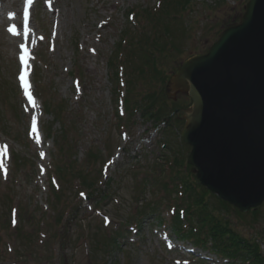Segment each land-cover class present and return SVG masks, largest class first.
<instances>
[{
    "label": "rangeland",
    "instance_id": "rangeland-1",
    "mask_svg": "<svg viewBox=\"0 0 264 264\" xmlns=\"http://www.w3.org/2000/svg\"><path fill=\"white\" fill-rule=\"evenodd\" d=\"M31 1V17L22 24L23 1L0 0V264H223L207 251L184 252L180 241L162 232L166 227L150 222L151 216L137 232L135 225L124 226L145 212V202L160 196L154 168L165 155L175 152L185 161L190 149L179 136L181 113L171 125L142 114L143 97L158 90L160 81L148 77V85L136 75L145 55L136 41L144 33L166 43L157 53V66L170 77L188 57L206 53L223 29L238 21L248 0H191L176 12L173 5L162 10L169 0H162L161 8L160 0ZM133 9L137 15L129 20ZM161 11L166 14L157 21ZM124 35L129 53L119 65L116 55L124 51L119 44ZM21 45L30 57L27 90L18 83ZM119 66L127 90L122 116L116 110L114 71ZM183 95L165 99L170 116L175 107L185 106ZM110 153L115 154L113 166ZM17 157L19 166L14 165ZM56 162L74 168L66 182L56 181L64 199L59 225L47 215L53 200L46 169L53 172ZM101 170L108 176L105 183ZM84 174L95 183L89 200L78 195L88 190L73 180ZM145 180L150 182L146 187ZM162 212L168 216V209ZM227 215L239 233L258 238L264 252V204L254 224L233 211ZM16 225L20 233L14 232ZM113 230L125 234L120 247L100 251L96 239Z\"/></svg>",
    "mask_w": 264,
    "mask_h": 264
},
{
    "label": "water",
    "instance_id": "water-1",
    "mask_svg": "<svg viewBox=\"0 0 264 264\" xmlns=\"http://www.w3.org/2000/svg\"><path fill=\"white\" fill-rule=\"evenodd\" d=\"M167 97L184 120L186 162L196 182L241 212L264 202V0H248L240 22L222 31L205 54L171 75Z\"/></svg>",
    "mask_w": 264,
    "mask_h": 264
},
{
    "label": "trees",
    "instance_id": "trees-1",
    "mask_svg": "<svg viewBox=\"0 0 264 264\" xmlns=\"http://www.w3.org/2000/svg\"><path fill=\"white\" fill-rule=\"evenodd\" d=\"M190 1L191 0H169L164 3L162 10H167V7L172 5L173 12H176L177 9L184 10L189 5ZM161 5L159 8H161ZM164 14L166 13H162L161 11L155 16L156 20L160 21V15ZM164 26L165 28L169 27L168 20H166ZM142 35H144L143 38L141 37ZM141 36V38L137 39L138 41H136V44H138V50L143 49V54L145 55L142 56V58L140 57L141 64L135 67V71L137 72L136 75L143 76L148 85V77L152 79L151 81H160V85H157L158 90L147 92L148 95L143 97L145 105L142 106V104L140 106L142 114H147L148 118L152 117L156 122L159 119L165 121L166 117H169L171 120V116L168 113L169 111L167 112L166 110V97L164 96L163 92V87L169 74L167 75L157 66V53L164 51L166 43H160V37L156 35L150 38L149 35L147 36L142 33ZM133 47L136 48L134 45ZM127 53H129V50H127L124 54L125 59ZM118 55L121 54L117 53L116 57H118ZM116 60H121V57L116 58ZM121 73H123V71L116 68L114 71V76L116 79H119ZM120 93L121 88H119V90L117 89L116 91V100L120 97ZM124 93L125 96L123 100L126 105V89ZM155 103H159V105L155 106ZM44 106L46 111L48 108H50L49 104L44 103ZM125 108L127 109V105ZM133 109L134 111H137L138 108L134 107ZM156 122L155 125L157 126L158 122ZM169 124L171 123L169 122L168 125ZM50 137L52 136L50 135ZM16 159L17 160L14 162V165H21V158L17 157ZM161 161L159 167L154 168L156 176L153 177V179L156 186L164 194V196H162L161 202H165V206L170 211L171 215L169 218V224L171 225L174 233L181 238L192 241V243L197 246L214 252L218 256L226 259L229 264H264V253L261 251L260 245L255 241V238L239 233L229 219V215H227V213L233 211L240 218L246 219V217L249 218L248 214H250L251 220L247 221H249L248 223H254V221L257 219L258 210L254 209L250 210L248 214H242L225 201L220 200L216 196L212 195L202 186L197 185L194 181L193 175L190 172L189 166L185 163L184 159H178L175 152L172 155L167 153V155H165ZM179 167L183 168L182 171ZM69 170L74 172L73 167H64L59 162H56L54 165L53 172L48 170L51 194L54 197L53 203L50 202V206L56 215L54 220L57 224L61 222L62 213L60 214L58 207L61 205V201L63 199L60 198V194L63 192V189L62 186L60 189H57L53 185L52 179L56 178L59 183H61L60 181L66 182V176L70 177L72 174ZM79 178L80 180H78V178H74V180H77L85 189L91 190L94 188L95 183L91 182L85 174ZM146 178L148 179V176ZM149 178L151 179L150 174ZM148 180L143 182L144 187L150 183ZM158 198L161 199V197ZM144 205H146V207L149 206L148 208L155 211L159 208L161 203L158 202L156 198H154L150 202H145ZM150 212L151 211L146 212L145 210L143 214L145 215ZM14 232L20 233L19 226L14 229ZM116 234L120 235L121 233L117 232ZM116 241V237L111 235L104 238L103 240L96 239V245L101 247L100 251L103 250L107 252L113 247H118Z\"/></svg>",
    "mask_w": 264,
    "mask_h": 264
},
{
    "label": "snow or ice",
    "instance_id": "snow-or-ice-1",
    "mask_svg": "<svg viewBox=\"0 0 264 264\" xmlns=\"http://www.w3.org/2000/svg\"><path fill=\"white\" fill-rule=\"evenodd\" d=\"M29 3H31V0H29ZM20 47L21 48H24V45H21ZM26 55H27V50L25 49L24 54H22L21 57H20L21 61H24L25 60ZM20 80L25 83V89L27 90V82L25 81L24 74H21ZM29 99H31V96H29ZM33 130H35V121H33Z\"/></svg>",
    "mask_w": 264,
    "mask_h": 264
},
{
    "label": "bare ground",
    "instance_id": "bare-ground-1",
    "mask_svg": "<svg viewBox=\"0 0 264 264\" xmlns=\"http://www.w3.org/2000/svg\"><path fill=\"white\" fill-rule=\"evenodd\" d=\"M22 1H23V0H20L21 3H22ZM15 25L20 27V25H19L17 22H15ZM116 158H117V157H116ZM114 164H115V163H114Z\"/></svg>",
    "mask_w": 264,
    "mask_h": 264
}]
</instances>
